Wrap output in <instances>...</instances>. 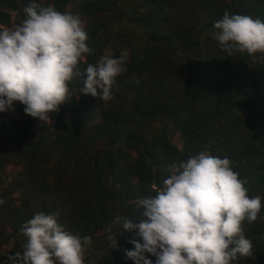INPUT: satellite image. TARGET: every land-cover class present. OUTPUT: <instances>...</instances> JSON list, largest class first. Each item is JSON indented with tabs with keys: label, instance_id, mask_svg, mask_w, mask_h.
<instances>
[{
	"label": "trees",
	"instance_id": "1",
	"mask_svg": "<svg viewBox=\"0 0 264 264\" xmlns=\"http://www.w3.org/2000/svg\"><path fill=\"white\" fill-rule=\"evenodd\" d=\"M31 1L0 0V30H3L1 25L8 24L12 11L28 6ZM35 2L42 7L54 6L61 13L74 15L75 9L90 18L85 31L88 33L87 44L94 53L83 56L78 71L83 72L88 64H95L104 55L105 44L113 47L115 52L110 56L114 58L125 53L126 48L129 51V58L124 60L126 71L116 78L111 88L112 98L102 103L104 105L100 103L101 118L92 138L84 134L87 129L72 132V123L63 121L61 114L51 116L49 124L55 130L53 143H63V154L57 158L58 163L64 161L60 179L74 171L70 177L81 183L76 186L72 184V178L66 179L57 185L55 199L50 202L51 205L58 202L67 219L69 232L80 237H92L99 231L107 232L109 227H120L115 223L117 216H126L134 223L141 222L145 218L140 215L142 209L136 207L135 201L155 197L157 188L169 176V165L187 160L208 146L212 155L228 157L240 178L247 179L245 186L250 198L261 197L262 207L257 220L252 224L245 221L242 226L246 238L253 245V257L246 258L247 264H264V93L248 87L240 73L245 63L262 65L260 70L264 71V60L260 59V53L256 54L255 62L247 53L233 52L229 55L212 35L214 23L222 19L225 11L264 21V0H185L177 7L169 6V0ZM141 8L152 11L153 20L163 22L161 25H166V30H155L146 37H137L134 42L130 40L131 34L138 31L128 22L140 20ZM173 9L186 23H172ZM20 15L25 16L24 10ZM73 85L79 91L83 77L74 78L69 87ZM79 94V99L74 98L63 105L65 114L76 113L82 103L89 106V101L83 100L85 94ZM19 106L25 114V106L21 103ZM25 116L23 121L29 127L39 120ZM148 122H156L160 126L148 136H136L133 129ZM169 129L179 132L184 142L183 151L171 142ZM97 136L113 142L121 141L131 150L133 148L136 155L132 158L120 147L93 151ZM35 139L24 138L23 146L28 147L18 154L25 159L28 183L36 191L40 190L39 186H43L41 191H52L53 187L47 180L39 178L38 171L32 168L38 149L52 139V133L40 132ZM5 161L0 157V171ZM29 206L30 202L25 197L14 212L8 211V222L16 221V228L12 227L13 232L8 235L15 244L14 252L26 242L19 232L22 225L33 218L30 210L27 211ZM120 229V246L134 250V244L129 241L140 238ZM145 255L155 264V256ZM117 258L114 257L115 261L113 259L110 264H119ZM241 259L244 258L233 262ZM127 261L124 258L125 264Z\"/></svg>",
	"mask_w": 264,
	"mask_h": 264
},
{
	"label": "clouds",
	"instance_id": "2",
	"mask_svg": "<svg viewBox=\"0 0 264 264\" xmlns=\"http://www.w3.org/2000/svg\"><path fill=\"white\" fill-rule=\"evenodd\" d=\"M24 13L19 25L0 30V112L19 102L25 114L45 121L73 96L69 85L76 77H83L80 93L102 101L112 98L116 78L126 71V53L118 58L103 55L80 72L83 56L94 53L81 18L35 0ZM214 29L213 38L229 55L247 53L255 62L260 53L264 60L261 19L225 11ZM167 171L155 197L135 201L145 219L134 223L126 216L115 218L123 232L140 238L129 241L134 250H126V259L153 264L148 253L156 257L155 264H232L253 257L252 241L242 225L257 220L261 197H249L248 181L234 171L232 161L212 155L206 146L187 160L173 162ZM107 231L110 245L118 248L111 227ZM20 232L26 238L23 254L9 257L20 264H85V250L92 243L91 236L66 231L57 213L35 214Z\"/></svg>",
	"mask_w": 264,
	"mask_h": 264
},
{
	"label": "rangeland",
	"instance_id": "3",
	"mask_svg": "<svg viewBox=\"0 0 264 264\" xmlns=\"http://www.w3.org/2000/svg\"><path fill=\"white\" fill-rule=\"evenodd\" d=\"M41 1L44 2L46 0ZM18 2H21V0H18ZM32 2L33 1L29 3L31 4ZM184 2L185 0H169V6L177 7L176 5L180 6L184 4ZM21 8L22 9L19 8L18 11L16 9L10 13L8 24L1 25V29L11 30L23 21L25 16L20 15V12H22L25 7L22 6ZM171 14L172 23H176L178 21L185 22V20L181 18V16L178 14L177 10L173 9ZM74 15L80 16L84 27L90 21V18L88 16L79 14L78 10L74 9ZM153 17L154 15L152 11L141 8L139 10L140 20L134 19L133 22H128L130 23L131 28H136L138 31V33L132 32V39L130 38V40L135 42L136 38L139 36L146 37L148 34H150V32L152 33L155 30H166V25H161L163 24V22L153 20ZM126 45L123 47L125 48ZM114 52L115 51L110 44H105L103 48L104 55L110 56L113 55ZM125 53L126 56L124 60H127L129 58L128 48H126ZM82 61L83 58L81 59V62ZM260 67H262V65L258 66L257 64L245 63L241 67L240 73L241 78L248 87H254V89L260 90L262 93H264V71L260 70ZM74 84H76V82ZM76 85H73V87H69L70 94H73V98L71 97L66 102H71L72 99H77V96L80 95ZM90 97H92L91 100ZM83 100L89 101V106H85V103H82L80 105V110L76 113L68 112L65 114V111H63V105L66 103L65 102L64 104L60 105V109L57 113L50 112L48 114L47 120L41 121L39 119L35 121L31 127H29L25 123V121H23L26 116L23 112H21L22 108L20 106L18 107L19 102H14L12 108L8 111L0 112V157L6 159V161L3 163L2 170L0 171V182H2L0 185V200L4 201L3 204H0V264H20L19 261L14 262L13 260L9 259V257H15L18 252L22 255L23 245L21 246L20 244V248H17L16 252L13 251V246L15 244H13V239L9 238L8 235L13 232V228H16V221L15 219H12V222H8V211L14 212V209L16 207H19L23 203V198L25 197L30 202V206L27 209V211L30 210L29 213L33 214V216L40 212H43L45 214L57 213L58 223L63 226L66 231H70L68 229L67 219L63 216L62 210L61 208H59L58 202L56 205H51L50 202L55 199L56 195L54 193L57 190V185L67 181L66 179L72 178V184L76 186H80L81 183L77 178L70 177L74 174V171L69 172L60 179L59 172L64 161L58 163L57 158L60 153L63 154V143H53L55 130L52 126H50L49 123H51L52 115L58 117L61 114L62 119H64L63 121L72 123V132H82L84 129H87V133L84 134L87 137L92 138V136L96 134V126L100 122L101 104L107 101H102L91 95H84ZM87 107L91 108L88 109ZM111 115L112 109L109 117H111ZM73 126H78V128H75ZM159 126V123L148 122L144 125L142 124L140 127H135L133 131L136 136L143 138L145 136H148L149 134H152L154 130H156ZM40 127H42L41 131ZM39 131L45 134H48V132L52 133V139L44 143L43 146L38 149L37 156L34 158L35 161L32 168L38 171L39 178L44 177L45 180H47L48 184L53 187L52 191L50 189H45L49 191H41L43 186H39L40 190L36 191L35 188L30 183H28L29 173L25 171L23 163V161L25 162V159L23 156L18 154V152L20 151H26L28 147V145L25 147L23 146V143L25 141L22 143V140L24 138L28 140H37L35 139V136L40 133ZM169 138L171 142L175 144L180 151L184 150V142L181 139L178 131H175L174 129H169ZM108 147H111L110 149L120 147L122 150L126 151L125 153H130L132 158L136 155L135 150L133 148L131 150L130 146L126 145L121 141L113 142L112 140L105 138L104 136L96 137L95 148H93V151L94 149H104ZM28 155L29 152H27V156ZM35 184L38 185V182H36ZM62 194L64 195V193ZM120 228L121 226H115L114 229H112L111 233L113 235H116L115 239L118 243V248H114L110 245V242L108 240V231H99L91 237L93 245L88 246L85 250V264H110V261H112L114 257H118L116 260L119 264H125L123 261L124 258H126L125 252L127 249L122 248L120 246ZM20 233L21 232H19V234ZM109 251L114 252L109 253ZM247 263L248 262L246 258L236 262H232V264ZM126 264H134V262L128 259Z\"/></svg>",
	"mask_w": 264,
	"mask_h": 264
}]
</instances>
